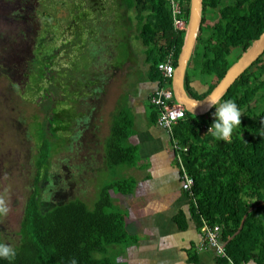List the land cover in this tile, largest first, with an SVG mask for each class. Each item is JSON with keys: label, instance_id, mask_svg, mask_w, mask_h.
Returning <instances> with one entry per match:
<instances>
[{"label": "trees", "instance_id": "16d2710c", "mask_svg": "<svg viewBox=\"0 0 264 264\" xmlns=\"http://www.w3.org/2000/svg\"><path fill=\"white\" fill-rule=\"evenodd\" d=\"M74 1L48 0L53 9H57L59 4L67 10L64 18H58L57 14L42 15L38 6L45 8L44 0H21L15 7L17 15L13 12L9 17L11 22L32 27L30 33L25 31V26L22 27L21 33L22 42L31 39L30 45L24 43L23 47L20 46L23 55L30 57L27 69L21 63L25 68L19 71L20 68L15 67L20 74L16 72L12 79L27 80L24 86L32 97H39L46 103L42 109L43 120L33 123L36 131L32 136L37 144L34 155L36 176L17 233V242L11 245L17 255L11 262L0 259V264H72L73 260L76 264H123L118 261L119 255L110 258V251L121 247L124 252L138 242L137 237L127 229L126 214L114 204L112 197L116 193L132 194L135 179L125 177L103 187L91 209L87 202L72 196L70 191L58 190L54 176L48 175L50 158L63 146L67 151L72 150L75 144L81 148L80 141L87 140L88 133L96 138L97 106L106 88L115 79L114 73L127 61L119 52L120 46L126 45L130 53V46L134 45L135 39L138 40L143 47V66L147 70L139 71L137 77L139 80L158 82L161 87L164 80L158 65L174 51L173 65L177 67L185 31L175 30L172 9L166 0H117L114 4L117 10L109 12L98 4L99 0L94 3L97 6L95 11L85 8L84 3L88 0ZM70 2L73 3L72 9L68 5ZM184 2L183 18L188 21L190 0ZM101 3L104 4V1ZM123 7L125 16L120 13ZM203 8L197 42V46L203 49L200 74L211 82L208 90L198 95L191 91L192 80L188 72L186 78L187 90L198 100H203L213 91L233 63L264 32V0H203ZM76 10L83 14L71 20L68 14ZM97 10L98 25L95 23L97 18L93 17ZM208 11L214 12L210 19L212 25L207 23ZM111 12H114L112 17ZM44 22L58 24L55 32H46L45 26H41ZM64 24L66 27L63 29ZM131 31L136 34L133 42L129 36ZM68 33L70 37H66ZM15 40L14 35L0 33V54L9 45H17ZM57 40L63 41V46L67 48L73 43L86 46L89 40L97 41L99 45L94 49L90 70L82 69L79 74L73 71L76 63H72L70 69L57 72L56 78L53 74L49 75L52 62L53 67L56 63L46 61L44 48L51 45L52 51L48 54H53ZM14 49L18 50V47ZM234 50H240V55L235 56ZM8 61V57L3 59L0 56V74L4 71L9 75L13 67L7 64ZM68 63H71L70 60ZM252 67L221 101H234L242 113L241 125L229 140H218L209 131L214 114L197 117L187 113L173 130V140L187 149L186 153L182 152L183 164L188 175L194 179L192 194L187 192L192 201V220L200 230L204 223L222 229V241L233 264H264V64L255 72L250 71ZM16 81H11L14 89L23 84ZM79 102L84 109L81 112L75 107ZM151 108L156 111L150 113L149 120L151 124H156L158 112L154 106L151 105ZM134 135V118L128 107L119 101L104 143L103 160L108 170L137 164V149L129 144ZM97 143L96 139V147ZM181 217L184 215L181 214ZM176 222L181 230L188 228L185 219ZM3 240L0 233V242ZM220 260L230 264L228 259Z\"/></svg>", "mask_w": 264, "mask_h": 264}, {"label": "rangeland", "instance_id": "374dc122", "mask_svg": "<svg viewBox=\"0 0 264 264\" xmlns=\"http://www.w3.org/2000/svg\"><path fill=\"white\" fill-rule=\"evenodd\" d=\"M102 1H104V4L101 3ZM115 1L117 0H99L98 4L100 6L103 5L109 12V10L116 9L114 6ZM19 2H21V0H0V33L14 35L17 39L15 40L17 45H9L5 48V51L2 52V55L0 54L3 59L8 57L9 63L7 62V64L13 67L9 72L10 76L4 73V71L0 74V207L7 208V213L0 215V233L4 237L3 242L9 245L17 242V233L20 229L24 209L32 192L31 189L36 176L34 155L37 151V144L32 136L36 131L33 123L36 120H43L42 109L45 107L46 103V100L39 99V97H32L31 93L28 92V89L24 86L27 80L20 79L16 81L12 79V76H15V73L17 72L14 68L18 67L20 68L19 71H23L25 66L27 69V62L30 60L29 56L25 57L23 55L24 52H22L21 47H23L22 45H24V43L30 45L31 39L26 41L23 40L22 42L23 37L21 33L23 31L22 27L25 26V31L27 33L31 32L32 27L24 23L19 24L9 20L10 14L13 12L17 15L15 7L17 8ZM71 2L68 3L70 9H72L71 5H73L75 1L73 0V3ZM95 2L96 0H88L84 3L85 8L95 11V7H97L94 5ZM44 5L45 8L38 6V10L42 15L47 13L57 14L56 16L58 18L66 17L67 10L64 7H60L59 4H57V9H53L48 5V0H44ZM29 9L32 8L29 7ZM120 13L124 16L126 15L124 7L120 9ZM82 14V11L76 10L74 13L69 12L68 15L71 20L72 18L75 20ZM113 14L114 12H111L110 16L112 17ZM207 15L209 19L207 23L212 25L213 21H210V19L213 18L214 12L208 11ZM93 17L97 18L95 19V23L97 25L100 24L98 18L99 11L94 13ZM214 18H216V16H214ZM110 20L111 19L109 18V21ZM112 21L113 20H111V22ZM45 23L46 22H44V25H41L43 27L45 26L44 30L50 34L54 33L55 27L58 24H54L53 22H50L49 24ZM36 24L37 22L34 21V25ZM65 27L66 25L64 24L63 29ZM129 34L130 40L132 39L133 42L136 34L134 31H131ZM66 37H70V33H68ZM83 42L85 43V41ZM56 44L57 46L53 51V56L55 57L53 61L56 65L52 67L48 73L49 75L53 74L55 78L57 72L70 69L72 63H76L73 71L79 72V74L82 69L85 71L90 70L92 65L90 63L91 60H93L95 53L94 49L99 45V43L94 40L87 41V47L82 45L77 46V43H73L68 46L69 49L63 46V41L61 40H57ZM16 47H18V50L14 49ZM142 49V45L136 39L134 40V45L130 46V53L126 48V45L119 47V52H122L121 55L123 54L125 58H127V61L122 68L114 73L115 79L110 82L105 90L101 103L97 106L98 110L95 114V123L98 126V131L96 138H94V136L91 137V133H88L86 134L87 140L85 139L83 142L80 141L81 148H79V145L75 144L72 150L67 151L65 150V146L62 145L64 148L60 147L59 152L55 153L50 158L48 175L50 177L54 176L53 178H55L58 190L63 188L65 192L70 191L72 196L79 197L87 202L91 209L94 207L93 203L97 200L100 190L113 181H116L118 179L116 177L118 171L123 168V166H119L111 171L105 167L103 160L104 143L110 133L112 114L118 107V100L124 105L122 98L126 94L125 89H128L129 86L130 81L128 80V75H132L133 77L135 73L139 72L141 67H145L143 66L144 61L143 55L141 54ZM51 51V45H47V47L44 48V52L47 54L51 53ZM202 52V47L198 45L187 72L192 80L191 84L193 88L200 89V91L202 90V93H204L209 88V82L211 81L203 78L200 74ZM233 54L239 56L240 50H234ZM130 56L131 58L128 60ZM69 60L71 63H68ZM263 64L264 55L261 58L259 66L252 68L250 71L255 72L256 69ZM146 70L147 69H145V71ZM17 73L20 74L19 72ZM74 74L79 75L78 73ZM134 76H136V74ZM10 80L12 82L16 81L23 84L14 89ZM51 96L54 97L52 94ZM81 104L82 103L79 102L75 105L78 112L84 110L81 107ZM89 105L90 107L93 106L91 101ZM147 111L149 116L150 112L156 110L148 108ZM215 111L216 109H214L210 115L214 114ZM96 139L98 141L97 147L95 145ZM122 250L121 247L113 248L109 254L110 258H113L116 255H119L120 257ZM133 264L136 263L134 262Z\"/></svg>", "mask_w": 264, "mask_h": 264}, {"label": "crops", "instance_id": "0c3cea01", "mask_svg": "<svg viewBox=\"0 0 264 264\" xmlns=\"http://www.w3.org/2000/svg\"><path fill=\"white\" fill-rule=\"evenodd\" d=\"M145 69L141 67L139 71ZM135 74L129 78L122 100L135 121V135L129 144L137 149L138 162L135 166H123L116 177H131L136 180V186L132 194L116 193L112 197L114 204L126 214L127 229L138 242L122 252L118 261L123 264H227L213 249L200 248L203 231L192 220V201L182 190L173 137L157 123L151 124L148 116L151 95L160 86L158 82L139 80L138 73ZM191 91L203 94L192 84ZM178 219H185L188 228L181 230Z\"/></svg>", "mask_w": 264, "mask_h": 264}, {"label": "water", "instance_id": "95a60500", "mask_svg": "<svg viewBox=\"0 0 264 264\" xmlns=\"http://www.w3.org/2000/svg\"><path fill=\"white\" fill-rule=\"evenodd\" d=\"M203 14V0H190L188 26L172 79L175 101L185 108L186 113L197 117L210 115L215 107H210L208 103L212 101L218 106L236 81L264 55L263 32L257 40L252 42L250 48L228 69L223 79L206 98L203 100L194 98L187 90L186 78L201 33Z\"/></svg>", "mask_w": 264, "mask_h": 264}, {"label": "built area", "instance_id": "2783aa9c", "mask_svg": "<svg viewBox=\"0 0 264 264\" xmlns=\"http://www.w3.org/2000/svg\"><path fill=\"white\" fill-rule=\"evenodd\" d=\"M172 9L173 25L176 31L187 30L188 21L183 18L186 4L184 0H166ZM174 51L169 53L167 59L158 65V71L161 73L164 83L163 86L157 88L151 95L150 103L157 109L158 121L157 125L161 129L167 131L173 137V130L186 117V110L183 106L175 101L172 89V79L175 72L173 65ZM173 148L176 152L177 163L181 169L182 190L192 194L194 179L188 175L183 164L182 152L186 153V148H181L179 144L173 141ZM221 228L219 226L210 227L204 223L203 241L201 249H213L219 259H228L230 264L233 262L228 258L225 243L222 241Z\"/></svg>", "mask_w": 264, "mask_h": 264}, {"label": "clouds", "instance_id": "9594fccd", "mask_svg": "<svg viewBox=\"0 0 264 264\" xmlns=\"http://www.w3.org/2000/svg\"><path fill=\"white\" fill-rule=\"evenodd\" d=\"M210 107H215L214 122L210 128V132L218 140L227 141L241 125L242 113L238 105L232 100H226L219 106L215 102L210 101ZM7 213V208L0 207V215ZM17 255L16 249L9 244L0 242V259L12 261ZM72 264H76L73 260ZM251 264V262H249Z\"/></svg>", "mask_w": 264, "mask_h": 264}, {"label": "flooded vegetation", "instance_id": "af4514ba", "mask_svg": "<svg viewBox=\"0 0 264 264\" xmlns=\"http://www.w3.org/2000/svg\"><path fill=\"white\" fill-rule=\"evenodd\" d=\"M44 58L46 59V61H48V60H51V61H53V59L55 58L54 56H53V54H47L46 53V55H44ZM262 58V57H261ZM261 58L259 59V60H261ZM258 60V61H259ZM258 61L255 63V64H257V66H259V63H258ZM51 67H53V62H52V65H51ZM254 67H256V66H253L252 68H254ZM258 69V68H257ZM256 69V70H257ZM252 70V69H251Z\"/></svg>", "mask_w": 264, "mask_h": 264}]
</instances>
